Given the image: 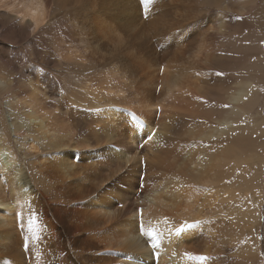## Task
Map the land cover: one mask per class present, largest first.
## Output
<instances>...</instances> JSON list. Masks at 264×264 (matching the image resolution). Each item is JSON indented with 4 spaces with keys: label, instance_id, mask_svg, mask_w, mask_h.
I'll return each mask as SVG.
<instances>
[{
    "label": "bare ground",
    "instance_id": "obj_1",
    "mask_svg": "<svg viewBox=\"0 0 264 264\" xmlns=\"http://www.w3.org/2000/svg\"><path fill=\"white\" fill-rule=\"evenodd\" d=\"M0 19L3 37L23 34L27 41L16 51L34 59L17 92L23 111H8V124L32 133L40 149L34 170L24 171L0 135V264H41L45 236L14 237L8 228L13 207L31 226L40 208L34 188L59 201L74 200L71 192L81 197L71 213L90 231L79 240L82 264H209L185 256L216 246L196 235L206 229L197 220L203 203L216 200L212 191L226 200L233 189L264 186V119H250L263 91V56L254 51L264 47V0H0ZM249 54L258 59L248 61ZM121 171L146 180L142 206L127 213L129 196L108 197ZM257 199L245 194L219 206L226 217L253 223ZM97 243L115 251L87 254ZM259 243L249 237L240 254L257 257Z\"/></svg>",
    "mask_w": 264,
    "mask_h": 264
},
{
    "label": "rangeland",
    "instance_id": "obj_2",
    "mask_svg": "<svg viewBox=\"0 0 264 264\" xmlns=\"http://www.w3.org/2000/svg\"><path fill=\"white\" fill-rule=\"evenodd\" d=\"M0 26H1L0 30L2 28L7 27L6 24H3V20H1V19H0ZM0 32H2V31H0ZM8 32H9V35L11 37L12 36L11 31H8ZM10 37L5 38V37H3L2 33H0V64H1L0 65V74L3 75L2 76L3 79L7 80L10 84L9 87H4L3 84H0V135H1L2 139L5 140L6 144L10 147V151H11L12 155L15 157V162L18 164L20 163L23 166L22 169H24V171H25V169L27 170L28 167L33 168L30 165L32 164V162H34V161L36 162V154L40 152V149L39 148L37 149L36 142H35V140L33 141V139H32V133L26 134V132H22V130H20V129L16 131V130H12V127L10 128V124H8V120H10V117L8 116V114H9V112L19 114L20 112L23 111V109L19 107V104L16 101V99L19 98L17 95L19 94V92L21 90V88H19L20 82H21L20 79H22L21 74H23V70L26 69L34 59H33L32 55H30L26 51L20 52V53H17V51H16V50H18L17 48H19L20 45L25 44L27 41V39L24 37L23 34L18 35V38H16V39H10ZM5 39H7L8 41ZM261 43H262V46H264V40H262ZM262 49L264 50V47ZM262 49L261 50L256 49L254 51V54L256 53V51L258 52V56L261 53L264 54ZM222 53H225V51H222ZM254 54H252V55L249 54L247 60L250 57V61H252L253 58L251 59V57L254 56ZM262 54H261V56H263V57H261L262 58L261 60H263V62H262L260 72L261 71H263V72H261V73L259 72L261 74V76L264 75V59H263L264 55H262ZM8 56H9V58H7ZM258 56L255 55L254 59L255 60L258 59L257 58ZM5 57H6V60H5ZM46 61L49 62L48 59ZM3 62H5V63H3ZM3 65H5L6 68ZM20 67H23V68H20ZM50 67H51L50 65L44 66V68H47V69H49ZM11 70H12V74H10ZM5 71L8 73L9 77H8L7 73H5ZM64 72L66 73L67 71H64ZM249 73L252 74V71H249ZM259 73H258V78L261 82L260 83V85H261L260 90H263V91L260 92L258 100L256 101V103L253 107L252 112L254 113V116L252 114V116H251L252 118L250 117V119L252 121L253 120H260V118L264 119V76L261 77ZM59 75H57V78L60 81V83H61V81L63 83V81H64L63 77L64 76H62V75L59 76ZM67 78L69 79V77L66 76L65 81L69 82L67 80ZM60 79H62V80H60ZM12 81H14V82H12ZM60 83L58 84V87L62 88V86H64V85H60ZM11 87L12 88L14 87L13 88L14 90ZM74 89L77 90V88H74ZM15 90H16V92H14ZM10 91L12 93L16 94V96H15L16 98L13 97L14 95ZM17 92H18V94H17ZM8 97H9V99H7ZM10 99H11V101H8ZM12 100H14V101L12 102ZM7 104L10 106H8ZM18 109H20V110L18 111ZM3 116L4 117L7 116L6 117V119H7L6 125L4 124L3 121L1 122V118ZM17 142H18V146H13ZM263 156H264V154H263ZM263 163H264V161L261 163L263 168L261 170H259V177L261 175V179L258 177V180L260 181V182L258 181V186L260 185V183L262 185H264V164ZM250 164H252V163H250ZM139 165H140V170L142 171L145 168L143 159H142V161H140ZM129 166L130 165H125V169L128 168ZM34 168H33V170H34ZM144 177H145L144 173L133 172L132 174H128V173H125L124 171H121L120 174L116 175L108 183V187H111V190H112L111 194H109L108 197L115 199V195H120V193L126 194L129 197L125 200L127 205L125 207H123V210L126 212L132 208H134V209L140 208L142 206L140 203L142 202L141 200L144 197L143 195L145 192L146 180ZM241 190L242 189H240V188L233 189L231 197L226 198V200L224 199L225 195H223V193L221 194L220 191H218V192L212 191V193H214V195L217 194L216 195L217 197L213 198V200L216 199L215 200L216 202L211 201L210 200L211 198H209V200L211 202L210 201L207 203L205 202V203H203L204 205L202 204L203 205L202 207L200 206L201 212H202L201 215L203 217L197 218V220L202 222L203 226H205L206 229H204V227H202L203 229H199V232H196V235H201V237L205 236V235H209L211 238V242L216 241V246L211 245V251L209 253H201L203 256L208 257V259H206V262L209 264L210 263L211 264H259L258 260L264 259L263 258L264 243H262V245H261V240L264 242V186H259L257 189H251V190L247 191L246 193L243 190L242 191ZM44 191H42L41 189H38V188H34V192L36 193L37 199L39 197V200H40V202L38 203V204H40L39 205L40 208L38 210H37V207L34 208L32 217L29 219L30 223H32L31 226L28 223H26V225L23 223L21 211H17L13 207V209L11 210L13 218H12L11 226L8 227L9 230L12 231L14 237L19 236L20 233H23L22 231L27 232V233L29 232L30 235L34 233L33 236L34 235L36 236V233H38L37 237H40L39 234H41L42 238H44V236H45V240H47V241L43 240V242H41L42 244L39 242V246H41V247H40L39 251L37 250V252H40L41 250H43L42 251L43 252V255H42L43 259L41 260V264H66L69 261H70L69 263H71V264L72 263L73 264H82V262L79 260V256L81 255L80 252L84 248H82L80 246L79 240L81 241V239L89 236L90 231L85 230V226H83V224L80 223V221H77L79 219L77 218V220H76L77 216H75V214L71 213V209L75 210L76 209L75 207H77V205H80L81 197H79L77 199L78 196H75L74 195L75 193L71 192L72 198L75 197L74 200L76 199V201L71 200V198L70 199L68 198V200L66 202L61 201V200H60L61 201L60 202L59 200H57V198L50 197L48 195V193L46 192V190H44ZM258 191L261 194H259ZM35 193H34V195H35ZM245 194H248L249 198H253V197L255 199L258 198L257 199V207L259 210H258L256 220L253 223H250L247 220L237 219L234 216H228L227 215V217H226L222 212L223 210L221 211V209L224 207L223 205L235 202L237 199H241L243 197V195H245ZM235 198H236V200H235ZM55 199L59 202H57ZM113 199H111V202H113V207L115 206L116 208L120 209V205H122L123 203L121 204L119 202L120 203L119 204V203H117L118 201H115ZM228 200H230V201H228ZM72 201H74V202H72ZM210 204H212V205L209 206ZM213 204H214V206H213ZM221 204H223V205H221ZM74 205H75V207H74ZM219 205H221L222 208ZM212 206L215 209L210 208ZM40 209H41V211H40ZM197 210L199 211V208L196 209V211ZM213 211H215L217 213H215ZM35 212H36V214H34ZM204 213H206V214H204ZM211 214H214V215H211ZM217 214L219 216L222 214L223 215L221 217H219ZM209 215H211V216H209ZM75 222L77 223V225ZM78 222L81 224V226ZM81 222H83V221H81ZM137 222L139 224L141 221L139 222L137 220ZM74 223H75V225H74ZM32 225L34 228L32 227ZM35 225H36V227H35ZM75 226H78V227L76 228ZM214 226L217 227L216 230H215V228H213ZM31 229H33V230L30 231ZM41 229L43 231L44 230L46 231V232L44 231L43 236H42V233H40V231H42ZM25 230H27V231H25ZM38 230H39V232H38ZM207 231H212V233H209ZM197 233H199V234H197ZM251 233L253 235H251ZM249 237H254L255 239L260 241L259 253L257 254L258 255L257 257L256 256H250L249 258H247L246 255L243 256L240 254L241 245L245 244L246 239H248ZM93 241L96 242L95 240H93ZM97 245H98V243H97ZM98 246L96 249H94L95 251L98 249L96 252L95 251L92 252L93 251L92 250L91 252H89L87 254L99 257L101 254L112 255L113 252L115 251L112 247L104 248L100 245L101 247L99 246L100 247L99 248ZM103 248H104V251L102 250ZM215 249H217V251H215ZM26 253H28L27 255L29 256V251H27ZM73 259H74V262L72 261ZM155 260H156V257L154 258V261ZM94 263H97V262H93L92 264H94Z\"/></svg>",
    "mask_w": 264,
    "mask_h": 264
},
{
    "label": "snow or ice",
    "instance_id": "obj_3",
    "mask_svg": "<svg viewBox=\"0 0 264 264\" xmlns=\"http://www.w3.org/2000/svg\"><path fill=\"white\" fill-rule=\"evenodd\" d=\"M239 19V17H238ZM217 76H222L223 73L222 72H218L216 73ZM224 107H227V105H224ZM183 227H193V225H190V224H184L182 225V228ZM180 229H178L179 231ZM147 235L151 236L152 237V247H156L157 246V240L153 234V230L149 229L146 233ZM185 256L190 259V260H198V261H204L206 259H208V257L206 256H203V255H193L192 253H185Z\"/></svg>",
    "mask_w": 264,
    "mask_h": 264
}]
</instances>
